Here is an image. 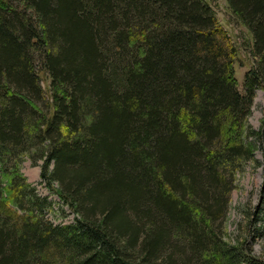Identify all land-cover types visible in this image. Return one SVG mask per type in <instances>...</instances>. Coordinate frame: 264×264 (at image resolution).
I'll return each instance as SVG.
<instances>
[{
  "label": "trees",
  "instance_id": "1",
  "mask_svg": "<svg viewBox=\"0 0 264 264\" xmlns=\"http://www.w3.org/2000/svg\"><path fill=\"white\" fill-rule=\"evenodd\" d=\"M226 1L253 37L243 91L207 0H0V264H264L223 230L264 143L247 123L264 0ZM31 147L74 222L49 221L52 202L6 169Z\"/></svg>",
  "mask_w": 264,
  "mask_h": 264
},
{
  "label": "rangeland",
  "instance_id": "2",
  "mask_svg": "<svg viewBox=\"0 0 264 264\" xmlns=\"http://www.w3.org/2000/svg\"><path fill=\"white\" fill-rule=\"evenodd\" d=\"M216 11L217 17L222 26L232 37L238 48V58L236 63V77L240 91H243L245 74L254 63L250 54V47L253 37L246 27L240 24L231 14L226 0H207ZM42 86L48 93L50 80L42 74ZM47 95V94H46ZM49 99L41 104L43 111ZM247 123L256 132L264 128V87L257 89L251 114L247 118ZM255 152L254 162L244 165L243 172L238 174L235 180V188L230 196L228 213L224 221L223 230L225 239L230 244L239 241H246L248 247L257 258L264 260V143L258 142ZM37 151L30 148V151L21 148L11 155L7 164L9 173L16 167L26 180L32 185L36 195L41 199H48L52 202V209L46 211V218L55 225L69 224L76 220L77 216L66 206L56 194L58 184H54V191L50 190L41 178V166L43 160H33L32 156H37ZM257 162V163H256ZM8 171H5L8 173ZM2 173V172H1ZM5 174V173H3ZM2 174V176H3ZM1 179H3L1 177ZM8 180H4V190ZM28 199L32 196L30 188H26ZM22 206L12 209L18 215L25 216L29 211L27 199ZM262 219V220H261Z\"/></svg>",
  "mask_w": 264,
  "mask_h": 264
}]
</instances>
